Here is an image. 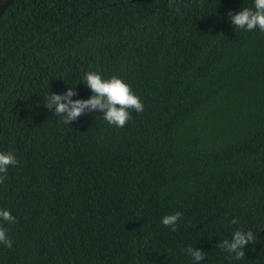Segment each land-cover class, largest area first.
Returning <instances> with one entry per match:
<instances>
[{
  "label": "trees",
  "instance_id": "trees-1",
  "mask_svg": "<svg viewBox=\"0 0 264 264\" xmlns=\"http://www.w3.org/2000/svg\"><path fill=\"white\" fill-rule=\"evenodd\" d=\"M178 2L15 0L0 15V152L17 159L0 264H194L188 247L199 264H264V32L226 15L254 0ZM89 71L144 111L121 128L44 106L69 88L89 99ZM236 230L254 234L239 260L218 248Z\"/></svg>",
  "mask_w": 264,
  "mask_h": 264
},
{
  "label": "clouds",
  "instance_id": "clouds-1",
  "mask_svg": "<svg viewBox=\"0 0 264 264\" xmlns=\"http://www.w3.org/2000/svg\"><path fill=\"white\" fill-rule=\"evenodd\" d=\"M180 6L178 0H169V7H175L177 12L180 11ZM226 15L235 29L252 31L259 28L261 32H264V0H254L252 8L243 7L239 12L229 11ZM83 83L92 92L89 99L72 100L71 98L76 95V92L69 88L63 95L50 93L44 106L48 109L54 108V115L62 117L65 124L76 120L85 112L102 111L103 119L109 125L121 128L131 119L130 110L137 113L144 111V105L140 98L133 93L127 83L117 76L103 79L99 73L89 71L84 74ZM16 164L17 159L11 152H0V184L4 183L8 168ZM181 216L180 212L165 215L162 217L161 223L175 231L177 221ZM0 218L6 222H15V218L7 210H0ZM238 222V219L231 221L233 224ZM253 241L252 231L236 230L232 234L231 240L220 241L218 248L234 254L233 258L239 260L245 257L244 246L253 243ZM0 243L8 248H11L13 243L3 227H0ZM186 254L192 258L194 264H199L205 257V252L195 247H188Z\"/></svg>",
  "mask_w": 264,
  "mask_h": 264
},
{
  "label": "water",
  "instance_id": "water-1",
  "mask_svg": "<svg viewBox=\"0 0 264 264\" xmlns=\"http://www.w3.org/2000/svg\"><path fill=\"white\" fill-rule=\"evenodd\" d=\"M15 0H5L2 4H0V15L4 13V11L7 9V7L12 4ZM134 2L139 1H146V0H132Z\"/></svg>",
  "mask_w": 264,
  "mask_h": 264
}]
</instances>
